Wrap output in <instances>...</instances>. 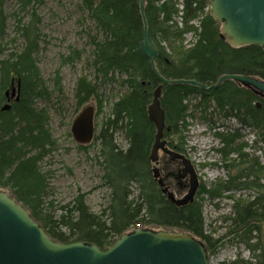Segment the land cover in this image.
<instances>
[{
	"label": "trees",
	"instance_id": "obj_1",
	"mask_svg": "<svg viewBox=\"0 0 264 264\" xmlns=\"http://www.w3.org/2000/svg\"><path fill=\"white\" fill-rule=\"evenodd\" d=\"M80 1L81 10L94 22L96 34L86 32L92 49L89 65L93 80L84 76L75 82L73 98L77 108L92 99L101 105V85L117 81L124 88L117 101L110 105L108 116L93 138L100 145L101 183L109 190L108 206L100 213H94L86 206L85 195L78 194L61 206L58 214L42 208L47 186L46 175L41 172L39 164L48 154L46 147L53 146V142L46 128L45 111L38 108V100H47L49 93L40 78L34 57L40 36V19L34 11L27 22L18 19L17 30L23 41L16 52L0 61V188H10V197L27 208L50 237L64 244L84 241L106 250L120 235L138 224L142 228L178 229L192 233L210 251L219 240L205 235L199 201L194 199L186 206H175L162 194L153 178V163L149 157L155 127L148 120L147 105L152 99V91L161 82L152 72L148 57L140 52L143 22L139 0ZM40 2L42 0H22L24 6ZM157 2L160 4L156 5ZM1 4L2 0L0 36L6 28V15H3ZM182 7L185 25L176 29L172 17L179 11L177 0L145 2V20L158 52L154 60L158 73L166 79H194L207 86L224 74L235 73L264 80L263 49L257 45L230 48L224 39L219 38V27L209 12L200 19V30H195L197 42L193 47L184 50L181 44H176L184 33L192 29L191 25L188 26L189 21L197 18L198 13L208 6L206 0H182ZM157 33L169 42L172 55H167L159 47ZM80 57V52L72 49L66 61L72 62ZM12 80L19 82V97L9 110L4 111L1 110V101L5 100V92ZM190 97L200 99L194 103L196 107L201 103L206 106L213 104L224 117L232 116L243 127H251L257 134L255 143L260 144L258 149L264 155V100L233 81L203 90L193 85L163 84L160 105L164 110L165 126L169 128L164 137L180 133L178 124L184 121L188 107L183 101ZM257 100L260 107H256ZM118 131L127 140L125 149L118 148L116 144L115 133ZM218 135L224 144L218 151L225 155L238 134ZM181 146L180 142L167 143L168 148L180 154ZM241 149L230 148L229 151L236 150L245 160L247 155ZM158 159L159 163L161 160L166 162L164 168L173 174L168 178L174 180L179 174V162L171 163L164 154ZM240 188L251 189L254 193L232 204L228 234H232L237 242L244 243L251 257L232 263L253 264L251 260L255 258L254 264H264L263 254H255L260 249V241L253 242L264 222V164L257 159L253 164L240 168L239 175L223 185L219 184L214 190L206 191L201 185L197 192H208L211 197H216L220 190Z\"/></svg>",
	"mask_w": 264,
	"mask_h": 264
},
{
	"label": "rangeland",
	"instance_id": "obj_2",
	"mask_svg": "<svg viewBox=\"0 0 264 264\" xmlns=\"http://www.w3.org/2000/svg\"><path fill=\"white\" fill-rule=\"evenodd\" d=\"M80 2V0H42L40 3L24 6L22 0H2L1 4L3 15H6V28L4 34L0 36V61L6 60L10 53L16 52L23 41L17 30L18 19L21 22H27L32 16V11L40 19L39 48L34 53V57L49 97L47 100L39 99L38 108L45 111L46 128L53 142V146L46 147L48 154L39 164L41 172L46 175L47 186L42 208L53 210L54 214H58L61 206L71 202L78 194L85 195L84 202L94 213H100L108 206L109 190L101 183L99 141L92 140L87 145H80L74 141L70 128L81 108L91 105L94 108L93 119L97 133L110 112V105L124 92V88L117 81L101 85L99 89L101 105L92 99L78 108L76 106L75 98H73L75 82L84 76L93 80L92 68L89 65L92 60V49L86 32L90 35L96 34L94 22H91L87 14L81 10ZM158 4L160 2L156 3ZM181 4L182 0H177L179 11L172 17L173 22L177 23L176 29L185 25L181 18H177L178 15L180 16V11L183 12ZM207 12L209 7L199 12L197 18L189 21L188 26L191 25L192 29L184 33L186 35L183 34L176 44H181L184 50L195 45L197 42L195 30H200V19ZM180 20L182 25L178 23ZM156 41L167 55H172L169 42L162 38L161 34H156ZM72 49L79 51L81 57L79 60L67 62L66 58L71 54ZM116 76L120 77V75ZM258 98L263 100L259 96ZM198 101L200 99L194 97L183 101L188 107L184 121L178 124L180 133L178 135L172 133L165 137L168 141L180 142L183 147L181 153L190 159L195 168L199 188L202 185L206 191H212L219 184L223 185L239 175L240 168L253 164L255 160L258 159L261 164H264V155L258 149L260 144L255 143L257 134L251 127H243L232 116L224 117L213 104L206 106L201 103L196 107L194 103ZM1 102V105L6 103L5 100ZM232 133L238 134V138L227 148V154L224 155L218 151L224 147L218 134ZM115 140L118 148L127 147V140L120 131L115 133ZM238 147H242L241 152L247 155L245 160L236 153V150L229 151L230 148ZM162 155L159 152L160 158ZM165 163L161 160L157 167L162 171V179L169 182L171 180L167 177L168 170L164 168ZM240 180L243 181L242 178ZM0 189L11 194L10 188ZM219 193L216 197H211L208 192L203 191L195 195V200H198L201 205L205 235L219 240L215 247L210 251L207 250L208 264H233L232 262L236 260H249L251 257L249 248L244 243L237 242L232 234H228L230 227L228 218L233 212L231 209L234 201L245 199L254 191L240 188L229 189V191L220 190ZM260 230L261 232L257 234L258 238L253 242L260 241V249L256 250L255 254L258 256L263 254L264 258V222ZM255 261L254 258L251 263L254 264Z\"/></svg>",
	"mask_w": 264,
	"mask_h": 264
},
{
	"label": "water",
	"instance_id": "obj_3",
	"mask_svg": "<svg viewBox=\"0 0 264 264\" xmlns=\"http://www.w3.org/2000/svg\"><path fill=\"white\" fill-rule=\"evenodd\" d=\"M145 2L139 0L142 26L140 52L149 59L151 70L160 80L152 91L147 109L149 122L155 127L154 142L149 160L153 163V178L167 200L175 206H186L194 202L199 186L197 173L189 158L167 147L163 137L165 130L164 110L160 105L163 84H186L200 89L217 88L225 81H233L251 90L264 100V80L241 74H224L210 86L194 79H166L155 67L158 56L145 20ZM209 15L219 25V38L230 48L257 45L264 51V0H206ZM19 82L17 85V90ZM14 90V89H12ZM16 90V91H17ZM19 91V90H18ZM15 90L13 91V94ZM12 94V95H13ZM18 98V95H17ZM260 107V102L256 103ZM5 104L2 110H9ZM94 108L85 105L73 119L70 131L75 141L83 144L92 142L94 130ZM168 130V128H167ZM163 152L171 162L179 161L180 175L187 179V191L177 197L165 186L158 170V153ZM209 254L200 240L192 233L171 230L136 228L124 232L106 250H100L94 243L84 241L64 244L47 234L41 225L15 198L0 189V264H208Z\"/></svg>",
	"mask_w": 264,
	"mask_h": 264
},
{
	"label": "flooded vegetation",
	"instance_id": "obj_4",
	"mask_svg": "<svg viewBox=\"0 0 264 264\" xmlns=\"http://www.w3.org/2000/svg\"><path fill=\"white\" fill-rule=\"evenodd\" d=\"M17 85H18V82H13V80L11 81V84H10V86H9V88H8V90H7V92H5V104H12V103H14L15 101H17L18 100V98H17V95H18V97H19V93H20V90H19V87H18V90L16 89L17 88ZM12 89H14L15 90V93L13 94V91L14 90H12ZM17 90V91H16ZM13 94V95H12ZM5 104H3V105H5ZM3 107V106H2ZM2 107H1V110H2ZM5 111V110H4ZM72 125V124H71ZM166 128H165V130H164V134H165V132H167L168 130H169V128L167 127V126H165ZM167 128H168V130H167ZM72 133V132H71ZM72 137H73V139H74V141H75V138H74V136H73V134H72ZM164 137V136H163ZM94 138V137H93ZM165 138V137H164ZM166 139V141H167V143H168V140H167V138H165ZM93 140V139H92ZM77 143L78 144H80V145H86V144H83V143H80V142H78L77 141ZM164 154V153H163ZM164 156H167V155H165L164 154ZM179 162V161H178ZM158 164H159V161H158ZM179 165H180V163H178ZM159 168V167H158ZM180 167H179V174L175 177V181L173 180V179H170L171 181H167L166 182V180H164V179H162L161 178V176H160V178L162 179V181H164V184H165V186L168 188V190L169 191H172L177 197H183L185 194H186V189H187V179L186 178H178L179 177V175H180ZM169 175H173L172 173L170 174L169 172H168V174H167V177L169 176ZM199 188V187H198ZM198 190V189H197Z\"/></svg>",
	"mask_w": 264,
	"mask_h": 264
},
{
	"label": "built area",
	"instance_id": "obj_5",
	"mask_svg": "<svg viewBox=\"0 0 264 264\" xmlns=\"http://www.w3.org/2000/svg\"><path fill=\"white\" fill-rule=\"evenodd\" d=\"M181 7H182V4H181ZM182 8H183V7H182ZM177 18H181V19L183 20V18H182V11H180V16L178 15ZM182 20L178 21V23H179L180 25H182ZM176 24H177V23H176ZM184 35H186V34H184ZM136 225H137V227H139L138 224H136Z\"/></svg>",
	"mask_w": 264,
	"mask_h": 264
},
{
	"label": "bare ground",
	"instance_id": "obj_6",
	"mask_svg": "<svg viewBox=\"0 0 264 264\" xmlns=\"http://www.w3.org/2000/svg\"><path fill=\"white\" fill-rule=\"evenodd\" d=\"M148 105H149V104H148ZM148 105H147V106H148ZM147 109H148V107H147ZM148 120H149V119H148ZM151 123H152V122H151Z\"/></svg>",
	"mask_w": 264,
	"mask_h": 264
}]
</instances>
